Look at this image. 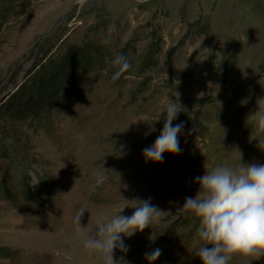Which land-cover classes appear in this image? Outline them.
I'll use <instances>...</instances> for the list:
<instances>
[{"label": "rangeland", "instance_id": "1", "mask_svg": "<svg viewBox=\"0 0 264 264\" xmlns=\"http://www.w3.org/2000/svg\"><path fill=\"white\" fill-rule=\"evenodd\" d=\"M87 35L133 57L134 67L115 82L105 70L44 128L10 126V157L0 141V246L12 255L0 264H103L85 238L101 216H130L137 199L165 213L122 237L128 251L114 258L148 264L144 255L160 249L151 263L201 264L194 256L199 221L179 209L195 197V178L239 166L236 150L244 164L264 163V133L251 118L264 108V0H18L0 31V100L36 59ZM153 49L155 67L145 61ZM169 98L184 109L173 121L184 124L181 151L146 161L143 150L161 133ZM17 157L29 161L37 200L24 197ZM81 207L87 229L77 233Z\"/></svg>", "mask_w": 264, "mask_h": 264}, {"label": "clouds", "instance_id": "2", "mask_svg": "<svg viewBox=\"0 0 264 264\" xmlns=\"http://www.w3.org/2000/svg\"><path fill=\"white\" fill-rule=\"evenodd\" d=\"M112 63L118 66L112 76L113 82L131 68L125 55H117ZM183 110L179 101L167 100L163 129L153 145L143 150L146 161L158 163L162 162L165 153H180L179 134L184 124L174 125L173 121ZM251 118L257 132L264 133V108L252 112ZM236 152L240 158L239 166L222 164L211 171L205 169L203 176L195 178L194 183L198 185L195 197H186L179 208L182 213L193 215L199 221L195 238L200 246L194 256L201 264H230L236 257L244 258L246 264L264 261V163L244 164L241 162L242 154L238 150ZM130 202L134 205L130 216L119 213L110 219L99 217L96 228L84 240L85 249L90 254H99L103 264H121L123 257L115 259L114 252L128 251L122 237L143 232L165 213L153 205L151 199ZM85 212L81 207L74 217L77 233L87 229L81 226ZM160 254L161 250L155 249L146 253L145 258L151 264Z\"/></svg>", "mask_w": 264, "mask_h": 264}, {"label": "trees", "instance_id": "3", "mask_svg": "<svg viewBox=\"0 0 264 264\" xmlns=\"http://www.w3.org/2000/svg\"><path fill=\"white\" fill-rule=\"evenodd\" d=\"M17 4L18 0H0V31ZM126 51L135 53V47L129 44ZM117 55L126 56L116 53L108 41L106 43V39L87 35L82 41L63 40L55 52L36 59L24 75L23 81L0 100V141L5 140L4 151L7 150L4 156L10 157L14 150L10 126H24L32 130L46 127L57 109L65 107L71 99L81 98L84 90L105 70H109V79L112 80L118 67L112 61ZM126 57L131 68L121 77L128 75L134 67L133 57ZM145 61L152 67L157 66L154 49L145 56ZM17 158L16 169L24 197L37 200L39 193L29 183V161ZM41 184H44L43 181ZM11 255L0 246V256ZM129 263L130 260H127L121 264Z\"/></svg>", "mask_w": 264, "mask_h": 264}]
</instances>
